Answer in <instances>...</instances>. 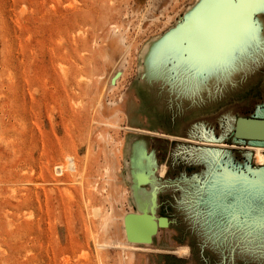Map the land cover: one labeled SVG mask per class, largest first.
Returning <instances> with one entry per match:
<instances>
[{"label":"rangeland","instance_id":"1","mask_svg":"<svg viewBox=\"0 0 264 264\" xmlns=\"http://www.w3.org/2000/svg\"><path fill=\"white\" fill-rule=\"evenodd\" d=\"M240 116L264 118V0H0V264H264ZM138 211L151 241L126 238Z\"/></svg>","mask_w":264,"mask_h":264},{"label":"water","instance_id":"2","mask_svg":"<svg viewBox=\"0 0 264 264\" xmlns=\"http://www.w3.org/2000/svg\"><path fill=\"white\" fill-rule=\"evenodd\" d=\"M201 6V5H200ZM235 136L239 139H246L254 141L255 139L264 140V118L258 117H245L240 116L235 126ZM258 143H264L255 141ZM258 174V178H252L251 180H244L242 187L248 189L247 192H252L257 195L264 192V166H259L254 170ZM146 181V177H143ZM238 180V186H239ZM260 194V193H259ZM249 206V205H248ZM145 214L131 213L126 218V225L128 229V235L130 239L134 241H151L152 235L156 233L158 224L153 219L155 217L147 212ZM159 225L167 226V217H159Z\"/></svg>","mask_w":264,"mask_h":264},{"label":"bare ground","instance_id":"3","mask_svg":"<svg viewBox=\"0 0 264 264\" xmlns=\"http://www.w3.org/2000/svg\"><path fill=\"white\" fill-rule=\"evenodd\" d=\"M193 11H194V7H192V8L189 9V11H188V13H190L189 14V19H191V17H192L191 14L193 13ZM163 44H164V40L157 39L150 46V48L148 49V53L147 54L148 55L152 54L155 50H157ZM135 130L138 131L139 133L147 134L149 136L158 137V138L165 139V140H167V139H180V138L183 139V138H188V137H184V135H181L180 133L179 134L178 133L177 134H175V133L165 134L164 133L162 135V133H159L156 129H153V128H150V129H135ZM188 139L190 140L192 138H188ZM193 141H195V140H193ZM213 143H215V142H213ZM222 145H224V144H222ZM255 147H256V150H257V155L256 156H257V159H258L259 163H264V153H263L264 152V147L263 146H255ZM71 154L72 153H70V155H69V153L67 154V159H66V162L65 163H62V164L57 165V171H58V173H64L65 170H68V171L72 172L71 174H73L75 177H77V176L83 177V172L81 171V169L78 166V162H77L76 157L74 155H71ZM145 165H146V162L144 160V157L141 156V154H140V158L138 159V167L143 168ZM160 172L162 174H164L166 172V166L164 164L161 166ZM138 181H139V176L138 177L135 176L134 177V181H133V185H132V187H133V190L132 191H133V196L134 197H135V194H136L135 193V189H136V185L138 184ZM114 203H116V201ZM92 210H93V213H94V214L93 213L92 214L94 216H98V217H101L102 218V227L105 230V232L108 233L109 232V229L106 230L105 228H106V225L108 224V221H109V215H107V214H105L103 212V209H102L101 206H94ZM133 213L145 214V213L139 212V211L138 212H133ZM129 214H130V212H123V213H120L119 214L122 217V227H123L124 233L127 235L126 236L127 239L130 238L129 235H128V229H127V225H126V218H127V216ZM95 245H96L97 251L100 252V250L106 248L109 245V243L108 242H105V241H102L101 239L96 238L95 239ZM148 251H153V250H151V248H150V250H148ZM156 251H157V249H156ZM170 251H172L171 253H176L179 256H182L183 254L189 252V247L183 246V247L178 248L177 250H172L171 249ZM98 260L100 262V258L99 257H98Z\"/></svg>","mask_w":264,"mask_h":264}]
</instances>
